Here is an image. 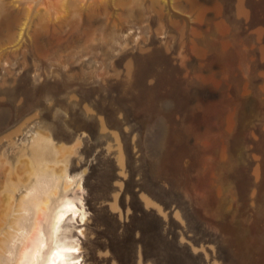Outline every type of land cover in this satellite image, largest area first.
<instances>
[{
	"label": "rangeland",
	"instance_id": "rangeland-1",
	"mask_svg": "<svg viewBox=\"0 0 264 264\" xmlns=\"http://www.w3.org/2000/svg\"><path fill=\"white\" fill-rule=\"evenodd\" d=\"M36 226L75 264H264V0H0V264Z\"/></svg>",
	"mask_w": 264,
	"mask_h": 264
},
{
	"label": "bare ground",
	"instance_id": "bare-ground-1",
	"mask_svg": "<svg viewBox=\"0 0 264 264\" xmlns=\"http://www.w3.org/2000/svg\"><path fill=\"white\" fill-rule=\"evenodd\" d=\"M78 207L72 200H66L52 215L51 227L54 231L58 229L60 221L69 213L73 215L77 214ZM83 214L81 215V219ZM40 228V227H39ZM33 227L29 233H27L21 251L16 259L15 264H75L73 260V253L75 249L72 245H66L64 243H58L50 249L45 256L42 255V249L45 247L43 233L41 230Z\"/></svg>",
	"mask_w": 264,
	"mask_h": 264
}]
</instances>
